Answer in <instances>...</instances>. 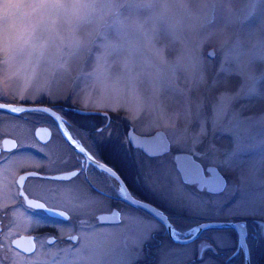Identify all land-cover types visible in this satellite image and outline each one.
<instances>
[{"label": "flooded vegetation", "instance_id": "1", "mask_svg": "<svg viewBox=\"0 0 264 264\" xmlns=\"http://www.w3.org/2000/svg\"><path fill=\"white\" fill-rule=\"evenodd\" d=\"M244 117L228 122L248 127ZM228 134L214 145L237 157L244 147ZM204 144L167 125L138 129L122 111L94 115L70 100L0 89V264L45 253L52 261L51 249L75 246L80 229L116 245L103 255L108 264H264V218L248 216L238 174L224 173L217 147Z\"/></svg>", "mask_w": 264, "mask_h": 264}, {"label": "clouds", "instance_id": "2", "mask_svg": "<svg viewBox=\"0 0 264 264\" xmlns=\"http://www.w3.org/2000/svg\"><path fill=\"white\" fill-rule=\"evenodd\" d=\"M248 8L220 0H0V89L70 100L94 115L166 120L202 46L228 43ZM243 42L264 55V24Z\"/></svg>", "mask_w": 264, "mask_h": 264}, {"label": "rangeland", "instance_id": "3", "mask_svg": "<svg viewBox=\"0 0 264 264\" xmlns=\"http://www.w3.org/2000/svg\"><path fill=\"white\" fill-rule=\"evenodd\" d=\"M220 3L237 8L247 5L249 8L246 11L250 10L251 15L246 21L241 19L235 22L228 43H205L202 46L194 64L192 79L178 82V91L172 96L173 107L168 109L166 120L152 114H142L133 119V123L143 130L150 125L163 128L167 125L184 131L186 141H201L204 144V140H207L210 146L212 142L213 147H217L211 148L216 152L220 169L226 173V168L233 167L245 187L239 204L249 211V217L263 219L264 147L261 144L264 143V55L253 56L243 41L250 32L264 24V0H220ZM253 5L255 7H251ZM210 46L215 47V65L213 60L203 55ZM168 55L175 53L170 51ZM242 93L245 96L242 97ZM241 113L246 116L244 124L248 122V127L242 126L241 119L233 127L228 122L230 116L237 117ZM228 132L232 143H241L244 147L237 157L226 151L225 147L214 145L218 140H225ZM208 135L213 138L206 139ZM204 146L207 147L206 144ZM18 215L23 216L24 213L19 212ZM59 230L60 234L66 231ZM79 237L75 246L65 244L51 249L50 254L56 253L54 260H49L47 253L42 254L47 251L39 248L37 252L42 256L34 255L31 257L33 259H29L32 261L27 260L26 264H108L103 255L117 251L116 245L88 240L85 230H79Z\"/></svg>", "mask_w": 264, "mask_h": 264}, {"label": "water", "instance_id": "4", "mask_svg": "<svg viewBox=\"0 0 264 264\" xmlns=\"http://www.w3.org/2000/svg\"><path fill=\"white\" fill-rule=\"evenodd\" d=\"M208 53H210V50H208ZM157 132H159V131H156L155 133H153L152 135H150V137H151V136H154ZM179 156H182V155H179ZM177 161H178V160H177ZM214 170H215V169H214ZM215 172L219 175L220 180L222 181L223 179H222L221 175L219 174V172L216 171V170H215ZM132 203H135V204H137V205H142L145 209H147V210H148L151 214H153L155 217H157L158 219H162V218H161V216H162L161 212H160L157 208H155L154 206H152V205H150V204H147V203H142V202L137 201V200H135V199H132ZM220 223H222V222H220ZM224 223L228 224L227 222H224ZM263 225H264V223H263ZM24 238H26V237H17L16 240H22V239H24ZM23 244H24V245H28L26 242L23 243Z\"/></svg>", "mask_w": 264, "mask_h": 264}, {"label": "snow or ice", "instance_id": "5", "mask_svg": "<svg viewBox=\"0 0 264 264\" xmlns=\"http://www.w3.org/2000/svg\"><path fill=\"white\" fill-rule=\"evenodd\" d=\"M14 111H19V109H14ZM122 191H123V189H122ZM28 251H31V249H27Z\"/></svg>", "mask_w": 264, "mask_h": 264}]
</instances>
